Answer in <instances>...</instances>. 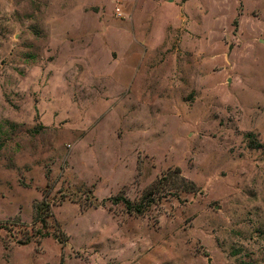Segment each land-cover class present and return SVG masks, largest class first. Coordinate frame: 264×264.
<instances>
[{
    "label": "rangeland",
    "instance_id": "1",
    "mask_svg": "<svg viewBox=\"0 0 264 264\" xmlns=\"http://www.w3.org/2000/svg\"><path fill=\"white\" fill-rule=\"evenodd\" d=\"M0 264H264V0H0Z\"/></svg>",
    "mask_w": 264,
    "mask_h": 264
},
{
    "label": "trees",
    "instance_id": "2",
    "mask_svg": "<svg viewBox=\"0 0 264 264\" xmlns=\"http://www.w3.org/2000/svg\"><path fill=\"white\" fill-rule=\"evenodd\" d=\"M122 201L126 204V208H127L128 212L132 214L133 213L132 211L134 210L132 203L129 200H127L126 198H123ZM44 207H46L48 209L49 205L44 202L42 205L40 204L38 206V208H36L37 209L36 210V213H37L36 222H41V223L45 222L46 223V219L49 218V211L47 212V214H43L44 213V209H43ZM47 209H45V210H47ZM136 213L139 215H142V214H144V211H142L141 208H138V209H136Z\"/></svg>",
    "mask_w": 264,
    "mask_h": 264
},
{
    "label": "built area",
    "instance_id": "3",
    "mask_svg": "<svg viewBox=\"0 0 264 264\" xmlns=\"http://www.w3.org/2000/svg\"><path fill=\"white\" fill-rule=\"evenodd\" d=\"M116 15H117V17H123V12L121 11L120 8H118V9L116 10Z\"/></svg>",
    "mask_w": 264,
    "mask_h": 264
}]
</instances>
